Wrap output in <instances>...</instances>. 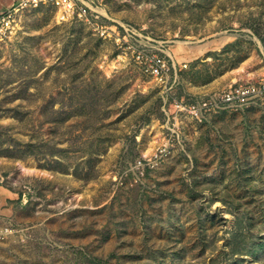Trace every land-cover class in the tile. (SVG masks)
I'll return each mask as SVG.
<instances>
[{"label": "rangeland", "instance_id": "rangeland-1", "mask_svg": "<svg viewBox=\"0 0 264 264\" xmlns=\"http://www.w3.org/2000/svg\"><path fill=\"white\" fill-rule=\"evenodd\" d=\"M98 2L170 42L178 98L264 74V0ZM55 16L0 37V264H264V107L167 134L155 81Z\"/></svg>", "mask_w": 264, "mask_h": 264}, {"label": "built area", "instance_id": "built-area-1", "mask_svg": "<svg viewBox=\"0 0 264 264\" xmlns=\"http://www.w3.org/2000/svg\"><path fill=\"white\" fill-rule=\"evenodd\" d=\"M99 0H14L0 9V37L8 34L16 16L25 10L47 9L59 22H87L96 35L113 42L118 57H128L139 70L153 79L162 89L166 112L167 134H177L184 120L201 122L210 115L223 112H244L253 107H264V74L248 82H236L220 91L185 99L175 96L180 72L187 65L177 61L171 52L170 42L155 38L144 27L127 21L113 20L105 13ZM102 10V11H101ZM167 110V109H166ZM170 140L160 148L153 159L138 161V167L156 164L167 152ZM6 231L0 230V238Z\"/></svg>", "mask_w": 264, "mask_h": 264}, {"label": "crops", "instance_id": "crops-1", "mask_svg": "<svg viewBox=\"0 0 264 264\" xmlns=\"http://www.w3.org/2000/svg\"><path fill=\"white\" fill-rule=\"evenodd\" d=\"M13 1L14 0H11L7 5H4V3H2V1L0 0V9L10 5ZM2 198L3 197L0 195V213H2V211L4 210V208H3L4 204H3V199Z\"/></svg>", "mask_w": 264, "mask_h": 264}]
</instances>
